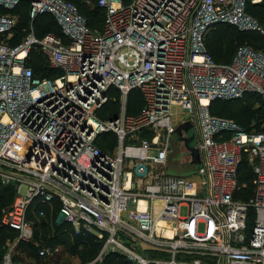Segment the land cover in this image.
<instances>
[{
  "label": "built area",
  "instance_id": "2783aa9c",
  "mask_svg": "<svg viewBox=\"0 0 264 264\" xmlns=\"http://www.w3.org/2000/svg\"><path fill=\"white\" fill-rule=\"evenodd\" d=\"M20 1L0 0V182L16 192L0 225L17 232L16 242L29 241L28 213L43 216V205L52 210L55 201L75 234L102 241L94 259L78 264L112 252L131 264H264V131L209 112L212 100L245 93L264 103V53L242 45L218 63L204 46L218 22L263 32L244 9L264 0H93L103 12L98 29L71 0H29L28 31L12 44L11 10ZM41 13L54 17L60 35H35ZM32 48L57 75L33 74L25 64ZM135 89L142 105L129 114ZM109 101L118 110L108 118ZM184 121L194 128L200 166L189 177L167 175L169 139ZM19 132L23 147L14 140ZM104 133L114 134L109 150L96 144ZM243 162L252 171L246 201L236 197ZM15 243L1 264H22L12 258ZM60 248L42 245L37 255Z\"/></svg>",
  "mask_w": 264,
  "mask_h": 264
},
{
  "label": "trees",
  "instance_id": "16d2710c",
  "mask_svg": "<svg viewBox=\"0 0 264 264\" xmlns=\"http://www.w3.org/2000/svg\"><path fill=\"white\" fill-rule=\"evenodd\" d=\"M71 1L76 5L78 11L85 18L88 27L92 29H98L101 27L103 12L96 3H92L93 0H91L90 3H86L84 0ZM28 4L29 0H21L19 4L11 10V13L17 16V23L13 29L14 38L12 44L17 43L28 31L30 24ZM245 7L249 8L250 16L255 18L258 25L264 30V1L259 4L246 3ZM231 26L234 25L223 22L214 23L205 33V49L211 54L215 62H229L235 53L236 45L243 41L264 53V32L261 34L258 31H243L241 34H233ZM32 27L37 37H41L47 32L61 34L60 27L56 23L54 17L48 13L37 15L32 21ZM25 60V64L31 67L33 74L36 76L53 77L59 72L57 69L49 66L45 57L37 48H32ZM141 105L142 100L139 91L137 89L132 90L127 99V112L129 114L136 113ZM103 109L109 111L108 118L113 117L117 114L118 102L109 101L105 104ZM209 112L217 117L231 119L247 131H264V103L257 94L245 93L241 97L234 99H214L209 104ZM101 137L96 144L104 150L111 149L114 144V134L104 133ZM103 137L106 138L104 139ZM238 183L239 189L236 193V197L243 201L248 200L253 192L252 171L245 162L240 164ZM14 191L15 188L12 184L0 187V206L2 203L8 204L11 201ZM43 208L45 210L43 216H34L31 212L28 213L33 222V231L38 235L35 234V238L40 240L41 246L58 245L61 247L60 251L63 250L69 254L77 252L82 263L91 261V259L98 253L102 241H98L90 233L75 234L71 229L70 224L58 217L59 204L57 202L54 201L52 210L46 205H43ZM252 213V209L249 208L247 211L249 227L252 223ZM50 220L55 226H51ZM16 234L17 232L15 230L0 225V257L5 241L8 238H13ZM33 237L29 241H19L18 247L20 250L24 251V253L26 251V254L32 256L34 260L41 259L42 263H44L43 258H40L37 255L38 248H35L31 244ZM79 245H83L84 249L78 251ZM116 255V253L106 255L101 264H131L128 259H121ZM21 260L22 262L26 260L24 255Z\"/></svg>",
  "mask_w": 264,
  "mask_h": 264
},
{
  "label": "rangeland",
  "instance_id": "374dc122",
  "mask_svg": "<svg viewBox=\"0 0 264 264\" xmlns=\"http://www.w3.org/2000/svg\"><path fill=\"white\" fill-rule=\"evenodd\" d=\"M248 7L247 8L245 7L244 10H245V12L247 14L251 15L249 13V10H248L249 8ZM253 19L258 24L256 19L255 18H253ZM231 30H232L233 34H241V32H243V31H250V32L251 31L257 32L258 31L257 29H242L239 26H231ZM258 32H260L262 34L264 32V30H263V32H262V30H260ZM244 44L248 45L251 48L253 47L252 45H249V44L245 43V41L239 42L236 45V47H235V52H236V50H237V48L239 46L244 45ZM255 50H257V49H255ZM255 105H257V104H255ZM172 118H173V120H176V121L182 118V115L180 113V108L179 107L174 108L173 117ZM169 148H170V150L168 151V154H167V162H166V165L164 167V172L167 171L169 174H174L175 176H181V175L184 176V177L191 176L188 173L190 172V170L192 168L189 167L188 165H185V163L183 161L184 160V156L186 154L184 152L183 142L181 140L177 139L176 135L170 137V139H169ZM176 154L179 155L178 160H174L173 159L176 156ZM3 185H9V184H3V183L0 182V187H2ZM15 197H16V192L14 191L11 201L8 204L2 203V205L0 206V213L5 207H8L15 200ZM178 212H179L180 216H185L186 215V206L183 205V206L179 207ZM38 219H39V217H38ZM50 224H51L52 227L55 226L54 223H52L51 220H50ZM35 234H36L35 231H33L32 237H33V235H34V237L31 240V244L35 248H39L41 246V243H40V240L35 238V236L37 235V234L36 235ZM16 238H17V234L13 238H11V239L8 238L5 241V243H4L3 247H2V252H1V257H0V264H1V258H2L3 253L6 252L10 248V245H12L13 243L16 242ZM100 248L101 247H99V249H98V253L100 251ZM14 249L16 250V252L13 253L12 258L16 262H20L22 264H25V263H31V264H78V263H82V260L80 259L79 254L77 252L74 253V254H69V253H66V252H64L62 250L55 256L46 257L45 259H43L44 263H42L41 259L34 260L32 258V256L26 254V251L24 253V251L20 250L19 247H18V241L15 243V245L13 247V250ZM82 249H84V246L83 245H79L78 246V251H81ZM98 253L96 254V256L98 255ZM109 254H114V253L112 252V253H109ZM23 255L26 258V260L24 262H22V260H21ZM116 256L121 258V259H125L126 258L124 255H122L120 253H117ZM95 257H93V258H95ZM126 260H127V258H126ZM102 262H103V259L101 261H98L97 264H101Z\"/></svg>",
  "mask_w": 264,
  "mask_h": 264
},
{
  "label": "water",
  "instance_id": "95a60500",
  "mask_svg": "<svg viewBox=\"0 0 264 264\" xmlns=\"http://www.w3.org/2000/svg\"><path fill=\"white\" fill-rule=\"evenodd\" d=\"M182 131L185 132V137L182 136ZM176 133H177V139L183 140L185 148L191 153L192 157V163L193 168L190 170L188 174L192 175L197 173L200 162H199V154L197 149L194 147L195 143V131L193 126L189 123V121H184L177 125L176 127ZM179 155L176 154V156L173 158L174 160H178ZM165 174L167 175H174L169 174L167 171H165ZM182 176V175H181Z\"/></svg>",
  "mask_w": 264,
  "mask_h": 264
},
{
  "label": "bare ground",
  "instance_id": "6f19581e",
  "mask_svg": "<svg viewBox=\"0 0 264 264\" xmlns=\"http://www.w3.org/2000/svg\"><path fill=\"white\" fill-rule=\"evenodd\" d=\"M14 140H15V143L17 145H21V147H23L22 146L23 145V142L22 141H24L25 139H24V137H22V134L20 132L18 133V135L16 136V138ZM5 151H7V150L5 149L3 152L5 153ZM161 223H164V221H161Z\"/></svg>",
  "mask_w": 264,
  "mask_h": 264
},
{
  "label": "crops",
  "instance_id": "0c3cea01",
  "mask_svg": "<svg viewBox=\"0 0 264 264\" xmlns=\"http://www.w3.org/2000/svg\"><path fill=\"white\" fill-rule=\"evenodd\" d=\"M15 252H16V250L14 249L13 252H12V256H13V253H15Z\"/></svg>",
  "mask_w": 264,
  "mask_h": 264
}]
</instances>
